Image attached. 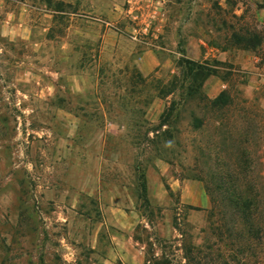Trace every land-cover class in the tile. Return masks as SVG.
<instances>
[{"label":"rangeland","instance_id":"374dc122","mask_svg":"<svg viewBox=\"0 0 264 264\" xmlns=\"http://www.w3.org/2000/svg\"><path fill=\"white\" fill-rule=\"evenodd\" d=\"M181 57L264 163V0H0V264H264L212 235L187 113L150 142Z\"/></svg>","mask_w":264,"mask_h":264},{"label":"trees","instance_id":"16d2710c","mask_svg":"<svg viewBox=\"0 0 264 264\" xmlns=\"http://www.w3.org/2000/svg\"><path fill=\"white\" fill-rule=\"evenodd\" d=\"M213 65L183 57L175 62L178 73L157 89V98L173 99L163 110L158 125L149 130L153 135L150 142L155 147L158 141L174 139V125L187 113L188 128L201 136L199 143L192 146L199 158L189 171L196 175L194 180L203 184L209 199L212 235L220 242L234 238L240 246L247 243L252 249L250 242L259 241L264 235V174H260L264 163L258 159L260 143L250 141L245 130L247 118L232 113L229 91L224 90L215 98L207 96L204 84L217 76ZM138 189L145 200L143 174L138 178Z\"/></svg>","mask_w":264,"mask_h":264}]
</instances>
